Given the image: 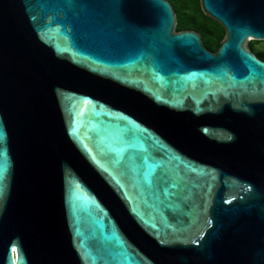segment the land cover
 <instances>
[{
  "label": "water",
  "instance_id": "1",
  "mask_svg": "<svg viewBox=\"0 0 264 264\" xmlns=\"http://www.w3.org/2000/svg\"><path fill=\"white\" fill-rule=\"evenodd\" d=\"M0 0V264H264V0Z\"/></svg>",
  "mask_w": 264,
  "mask_h": 264
},
{
  "label": "trees",
  "instance_id": "2",
  "mask_svg": "<svg viewBox=\"0 0 264 264\" xmlns=\"http://www.w3.org/2000/svg\"><path fill=\"white\" fill-rule=\"evenodd\" d=\"M174 7L176 18H177V30L181 29H194L201 33L202 41L205 47L210 49H215L218 47L221 39L224 36V28L220 23L213 20L211 17L205 15L200 7L199 0H194L193 4L187 0H168ZM206 21H213L219 27V31L207 30L204 27ZM260 41L251 40L249 42V47L254 51L255 43ZM256 55L264 59V49H256Z\"/></svg>",
  "mask_w": 264,
  "mask_h": 264
},
{
  "label": "rangeland",
  "instance_id": "3",
  "mask_svg": "<svg viewBox=\"0 0 264 264\" xmlns=\"http://www.w3.org/2000/svg\"><path fill=\"white\" fill-rule=\"evenodd\" d=\"M190 5L193 4L194 0H187ZM204 27L207 29V30H211V31H219L220 30V27L213 21H206V24H204ZM256 49H264V41H260L258 43H255V49H254V52Z\"/></svg>",
  "mask_w": 264,
  "mask_h": 264
},
{
  "label": "flooded vegetation",
  "instance_id": "4",
  "mask_svg": "<svg viewBox=\"0 0 264 264\" xmlns=\"http://www.w3.org/2000/svg\"><path fill=\"white\" fill-rule=\"evenodd\" d=\"M206 48H207V47H206ZM207 49H209V50H211V51H215L217 48H215V49H213V50H212V49H210V48H207ZM257 56H258V55H257Z\"/></svg>",
  "mask_w": 264,
  "mask_h": 264
}]
</instances>
